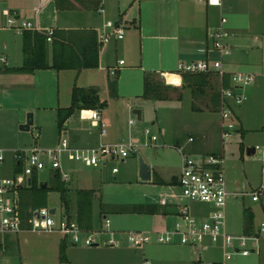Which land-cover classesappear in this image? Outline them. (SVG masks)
<instances>
[{"label": "crops", "instance_id": "1", "mask_svg": "<svg viewBox=\"0 0 264 264\" xmlns=\"http://www.w3.org/2000/svg\"><path fill=\"white\" fill-rule=\"evenodd\" d=\"M1 2L6 6H0V15L3 14L8 19L9 13L14 11L13 15H15L17 23L30 22L31 30L46 31L53 28L61 31V37H74L78 44L82 43V45L87 44L90 37L88 33L75 35L71 31L92 30L96 32L99 43V66L96 68H86L80 71L75 69L61 71L40 69L32 74L0 72V76L6 79L18 80L16 83H12L13 86L32 85L36 90L37 85L40 87L41 97L49 95L46 89L49 91L52 81L60 80L62 71L70 73L69 76L72 79L69 89L70 98L74 84L86 89L96 88L99 93V84L104 78L106 82L105 88L103 87L105 96L98 95L101 100L107 101V106L101 109L102 119L107 126V135L100 136L97 128L89 125L88 120H82L80 117L78 120H72L76 113L79 115V111H77L64 125V133L69 134L68 137L75 146H94L100 142L124 141L130 134L128 132L129 119L132 114L130 107L137 109L134 102L140 101L137 106L143 115L142 105L144 101H148L142 98L145 73L156 72L163 76L176 71L181 61L219 58L218 52L213 49L211 34L220 27H223L228 34L226 42L231 47L229 58L227 59L226 56V59L223 60L224 70L228 74L252 73L256 75V84L259 82L258 78L264 83V0H221V5H209L207 2L196 0H101L102 12L98 10L99 8L93 7V0H60L59 8L56 6L55 0H2ZM3 7L4 9H2ZM223 17L226 18V22L222 24ZM109 20L122 24L126 29L125 36L122 39L112 36L109 42L102 43L99 36L112 30L106 26V22ZM0 30L15 31L14 28L9 27L7 20L6 24L0 25ZM15 32L21 35V38L11 36L10 44L6 45L7 42L5 43L8 54L15 65L7 64L9 61L7 55L0 59L6 63L4 67H18L23 64L22 33ZM49 58L51 61V51ZM121 60L124 63H120ZM115 73H118L117 96L112 97L108 80L113 78ZM214 75L211 86L214 90H218L220 77ZM47 78L51 81H47ZM172 80L175 81V84L180 82L182 89L190 88L183 87L182 75L179 80L175 77H172ZM248 98L247 95V100ZM52 99L54 102L50 106L56 109V114L58 107L70 105H59L55 101V96H52ZM40 102H37V106ZM32 108L28 107V109ZM218 108L212 111H218ZM218 121L221 139V119ZM197 123L198 127L201 126L204 130L201 138L203 145L211 147L213 137L210 133L209 118ZM239 128H243L242 123L238 125ZM133 136L136 140L139 139L138 136L134 134ZM189 138H193V141H190ZM189 138L188 142L196 141L193 134H190ZM176 142L178 150H182L184 153H194L192 155L195 156L208 153L224 154L217 151L202 152L199 150V146H188L187 144L184 146L179 139ZM222 144L224 143L222 142ZM203 145L200 143V146ZM180 170L178 173H174L171 179L178 178ZM158 179L162 180L161 177ZM163 180L165 181V179ZM77 189H92L95 190V197L99 195L96 189L87 186ZM71 209L75 213L76 201L71 205ZM132 214L152 219L146 223V230L142 231L170 230L176 223L174 221L171 224L170 219L162 226L160 216L167 219L164 213H159L160 216L157 214ZM31 233L33 234L31 231L24 230L20 233L0 234V247L5 251L4 258L7 262H12L13 257L17 258L16 264H142L145 259H148L151 264V260L154 261V264H201L203 261L201 257L197 256L194 249L200 250V247L193 244H181L178 241L169 243L171 244L169 246L155 245L148 247L147 250L143 248L142 260L137 258V260L131 261L130 255H134V253H132L133 247L130 248L129 243H124L122 247L117 248L114 246L76 245L63 235L56 236V238L47 237L42 240H33ZM220 242L222 243V240ZM62 244L65 246L64 260L60 259ZM15 249L18 254L10 255ZM146 254H149L151 258ZM208 262L215 261L208 260ZM223 263L225 264V262ZM249 264H264V262L251 261Z\"/></svg>", "mask_w": 264, "mask_h": 264}, {"label": "rangeland", "instance_id": "2", "mask_svg": "<svg viewBox=\"0 0 264 264\" xmlns=\"http://www.w3.org/2000/svg\"><path fill=\"white\" fill-rule=\"evenodd\" d=\"M1 2V1H0ZM0 6H6L0 3ZM6 8V7H5ZM4 9V7L2 8ZM14 13V11H13ZM13 13H9V17H14ZM15 14V13H14ZM7 18L0 15V25L6 24ZM16 31V30H15ZM15 31L0 30V59L8 55V63L14 66V61L8 54L7 46L10 44L11 36H19ZM11 32V33H10ZM8 38V39H6ZM7 44L5 45V43ZM21 55V51H20ZM227 59L229 56L226 57ZM225 58V59H226ZM6 63L0 61V66L4 67ZM61 73L60 80L52 81L49 85V91L46 89V97H41L40 87L34 86H13L18 80L6 79L0 76V148L4 149L5 160L0 165V175L13 176L12 155L16 149H32L38 147L40 149H48L57 146L61 139V132L56 124V109L50 105L54 102L52 96H55V101L59 105L70 104L69 89L72 85V79L68 72ZM248 72V71H247ZM251 72V71H250ZM160 75V74H159ZM158 79L165 85L170 86L167 90V100H148L144 101L142 119L138 120L135 114H131V118H136L137 122L131 126L132 132L140 139L138 146L133 150L125 160H109L108 164L88 166L82 162L70 161L67 155L61 157V164L64 171L69 172L72 177L66 182L69 188V197L71 205L76 201V190L83 186H87L97 190V197H94L92 204V224L93 229L88 231V234L93 235L99 241L106 240L111 236L110 230L115 231V238L119 240L118 245L114 247H122L124 243H129L127 233L136 230H146L145 225L149 220L147 217H141L128 213L125 210V205L139 203H155L161 199H168L169 202L174 201L181 208L189 207L191 214L199 221L207 218L210 211V206L205 203L190 200L182 195L179 185L170 184L172 175L178 173L181 166V153L178 150L176 140H181L182 145L199 146V150L204 152L217 151L225 155V177L227 189L230 194L226 198V232L233 236L247 235L244 233V209L250 208L254 213L253 225L255 230L262 222H264V196L259 201H253L251 192H253L260 183L262 162L259 159L261 151L264 149V83L258 78L253 84L244 88V92L248 95V100L242 105L236 107L235 120L238 125L242 123V127L246 130L244 136L241 131H234L232 136L222 144L219 135V121L221 115L214 110V102L206 98V95L201 93L199 98L192 92L191 87L182 89V84H169L165 81L164 76L160 75ZM10 80V81H9ZM47 81H51V79ZM46 83V82H45ZM261 83V84H260ZM48 84V83H47ZM105 79L100 82L99 95L105 96L103 87L105 88ZM180 84V85H179ZM184 84V82H183ZM176 87V88H173ZM178 87V88H177ZM16 88V89H15ZM96 89V88H94ZM60 91V92H59ZM211 90L207 88V93ZM51 95V97H50ZM181 95V99H179ZM200 95V94H199ZM60 97V99H59ZM43 98L40 102V99ZM37 102H40L37 106ZM140 102V101H138ZM138 102H134L135 108ZM197 105L204 109L196 111L192 105ZM208 105L209 107L206 108ZM33 107L28 109V107ZM28 109V110H27ZM204 111V112H203ZM28 113H33L34 123L30 130H22L21 125L27 122ZM239 116V118H238ZM209 118L210 133H212L211 147H205L202 141L204 130L198 127L197 122ZM79 115L76 113L72 120H78ZM128 119V118H126ZM128 121V120H127ZM126 121V123H127ZM91 125V122H88ZM146 128L150 129L148 135L145 134ZM129 132V128H128ZM157 135V141L150 144V136ZM193 134L196 138L195 142H188L189 135ZM69 136V134L67 135ZM69 138V137H68ZM129 136L124 140L127 141ZM202 143L203 146H200ZM149 144V145H146ZM244 145V149L240 145ZM259 146L257 151L248 155L247 148L250 146ZM186 153V152H185ZM188 156L194 153H186ZM142 157L145 162L152 168V180L142 181L139 177V159ZM47 162V167L37 172L38 181L40 183L53 182V170L50 163ZM107 159V157H105ZM114 167L118 168L116 173L112 172ZM161 177L163 183L154 181V178ZM165 179V181L163 180ZM178 180V178H177ZM172 185V187H171ZM176 193L174 199L170 195ZM240 194H242L240 196ZM103 203V208L100 204ZM47 207L56 208L58 216L63 214V205L60 199V193L50 191L47 198ZM160 208L163 209V206ZM101 211H103L101 213ZM74 211L70 210V215H74ZM111 221L110 230L105 226L104 216ZM155 215V214H154ZM159 215V213H157ZM167 219L161 218V225L165 222L171 224L175 221H181L180 214L164 213ZM175 223V224H176ZM170 224V225H171ZM175 227V226H174ZM173 227V228H174ZM172 228V229H173ZM32 234V233H31ZM61 237V234L56 233H33V240H42L47 237ZM32 240V239H31ZM234 244H238V240H234ZM169 246L171 244H160L154 239L146 243L143 247L132 248L131 261L142 260V249L147 250L150 246ZM252 243H248V247H252ZM107 246V245H99ZM113 247V246H112ZM195 249L197 256L202 258L201 264H206L208 260H214L217 264H223V248L222 243L205 241L200 243ZM187 248H191L187 246ZM233 246L227 248L232 252L231 259L226 260L225 264H249L251 261L264 262V248L260 245L256 252H252L248 256H243L234 252ZM192 249V248H191ZM11 251V250H9ZM5 251L0 247V264H16L17 258L13 257L12 262H7L4 258ZM10 254V253H9ZM17 249L10 255H17ZM147 257L151 258L149 254ZM152 264H154V261Z\"/></svg>", "mask_w": 264, "mask_h": 264}, {"label": "built area", "instance_id": "3", "mask_svg": "<svg viewBox=\"0 0 264 264\" xmlns=\"http://www.w3.org/2000/svg\"><path fill=\"white\" fill-rule=\"evenodd\" d=\"M2 1V0H0ZM207 2L209 5H221V0H196ZM103 11L102 7L98 9ZM222 24L226 22V18L221 20ZM9 27L14 28L19 33L24 30L32 29L30 22H22L18 24L15 17L7 19ZM106 26L112 30L101 34L100 41L102 43L109 42L112 36L117 39H122L125 36V27L122 24L112 20L106 22ZM48 41H51L53 29L47 30ZM228 34L223 27H220L216 32L211 34L212 46L218 52L217 59H203L189 62H179L176 71L164 74L165 81L168 83V74L182 75L183 73H209L213 72L221 79L218 93L220 98L219 113L221 115V140L224 143L238 130V124L235 120V108L242 105L247 100V95L244 88L253 84L256 75L246 72H235L228 74L224 70V58L230 54L231 47L226 42ZM4 61V60H3ZM120 63H124L123 60ZM114 73V71H113ZM225 75L230 77V85L226 86L223 83ZM1 108V105H0ZM133 113V108L130 107ZM135 116H137L135 114ZM79 117L82 120L91 122V126L97 128L100 136L107 135V126L101 116L100 108H83L79 111ZM137 122L136 118L129 119V139L127 141H116L112 143L100 142L94 146H75L71 143L64 129L61 132V139L57 146L40 149L34 147L32 149H16L12 155L13 176L0 175V234L20 233L24 230L33 233H59L68 238L74 244H83L86 246L107 245L116 246L119 240L115 238L113 230H110L111 221L105 217V226L110 230L111 236L106 240L99 241L93 235L88 234V231L82 228L75 219H71L65 211L61 216H58L57 209L51 212V208L47 206L33 208L28 211V216L22 215V205L20 189L29 186L31 176L34 171H40L47 167V162L50 163L51 170L57 171L61 175L64 182L71 179V174L62 168L61 157L66 154L68 160L82 162L88 166L107 165L109 160L121 159L125 160L132 151L138 146L140 139L136 140L133 136L131 126ZM150 129L146 128L145 134L148 135ZM150 144L157 141L158 137L155 134L150 136ZM193 141V138H189ZM149 145V144H146ZM259 146H256V151ZM5 150L0 148V165L5 160ZM182 161L181 170L178 175V183L181 188L182 195L190 200L205 203L210 206V211L207 218L199 221L188 206L181 208L174 201L169 202L168 199H161V206H176L178 214L182 220L175 224L173 229L163 231H130L127 233V239L132 247H143L146 243L154 239L160 244H169L178 241L181 244L199 245L205 241L218 242L222 240L223 259H231L232 252L228 251L229 246H233L234 252L243 256L250 255L260 245L264 248V222L260 224L255 234H247L243 236H233L226 232V198L230 194L227 189L225 177V156L224 154L208 153L198 156H188L180 150ZM107 157V159L105 158ZM262 164L261 180L257 188L251 192L252 200L259 201L264 196V149L259 157ZM20 170H16L17 167ZM118 171L117 167L112 169L113 173ZM30 180V181H29ZM242 194H240L241 196ZM172 198H176V193H171ZM238 240V244H234V240ZM251 242L252 247H248ZM142 264H151L148 259H145ZM207 264H216L208 262ZM224 264V263H223Z\"/></svg>", "mask_w": 264, "mask_h": 264}, {"label": "trees", "instance_id": "4", "mask_svg": "<svg viewBox=\"0 0 264 264\" xmlns=\"http://www.w3.org/2000/svg\"><path fill=\"white\" fill-rule=\"evenodd\" d=\"M60 0H55L56 6L60 7ZM101 6V0H93V7L99 8ZM53 29V28H52ZM75 35H81L83 33H88L89 40L86 45H82L79 41H76L74 37L64 38L61 37V31L53 29V34L50 36L51 41H48V33L46 31L38 30H24L22 32L23 41V64L18 67H1L0 72L3 73H23L32 74L36 70L40 69H54L57 71L66 69H75L80 71L86 68H96L99 66V43L97 40L96 32L92 30H73L71 31ZM82 45V46H81ZM51 51V61L49 58V53ZM108 80L110 95L112 97L117 96V85H118V73ZM159 73L156 72H146L144 76V93L142 98L147 100H167V90L171 89L170 86L165 85L161 82L158 77ZM184 84L183 87H191L192 92L195 94L196 98L206 95L209 99L214 102V110L219 107L220 98L217 90L212 88V81L214 79V73H183ZM221 82V79H220ZM223 83L228 86L230 85L229 75H225ZM176 88V87H173ZM207 88L211 92L207 93ZM200 94V95H199ZM179 95V99H181ZM107 106L106 100H101L98 93H93L91 89H86L79 87L74 84L72 88L71 103L67 107L57 108V128L59 132H62L66 121L77 111L83 108L93 109L100 108L103 109ZM208 108L209 106L206 105ZM193 109L196 111L204 110L197 105H192ZM219 111V108H218ZM242 136L245 135L246 130L239 128ZM237 130V131H238ZM241 149H244V145H240ZM16 170H20L18 166ZM37 171H34L31 176V183L29 186L20 189L21 205H22V215L24 217L28 216V211L33 208L47 206V198L50 191H57L60 193V199L63 205L65 213L71 218L75 219L79 225L86 229H93L92 224V204L95 197V190L92 189H77L76 190V211L74 215H70L71 210V198L69 197V188L61 179L59 172H53V182L47 183L46 187H43V183L38 181ZM154 181L158 183H163V181L154 178ZM178 180L173 177L170 184L177 185ZM103 208V203L100 204ZM160 204L156 203H139L125 205V210L128 213L137 214H157L165 213L163 207L160 208ZM162 207V206H161ZM103 211H101L102 213ZM254 213L250 208L244 209V233L245 234H255L257 230L253 225ZM60 259H65V246L62 244L60 246Z\"/></svg>", "mask_w": 264, "mask_h": 264}, {"label": "water", "instance_id": "5", "mask_svg": "<svg viewBox=\"0 0 264 264\" xmlns=\"http://www.w3.org/2000/svg\"><path fill=\"white\" fill-rule=\"evenodd\" d=\"M91 91L96 93L97 90L92 88ZM133 114L137 115L138 120L142 119V111L141 109H133ZM34 123V115L33 113H28L27 122L21 125L22 130H30L31 125ZM256 152V146H250L247 148L248 155H252ZM139 177L142 181H151L152 180V168L145 162V160L140 157L139 159ZM30 181V180H29ZM47 183H43V187H46ZM56 208H51V212L54 213ZM166 213L169 214H178V208L176 206H166L164 208ZM254 252V250H253Z\"/></svg>", "mask_w": 264, "mask_h": 264}, {"label": "bare ground", "instance_id": "6", "mask_svg": "<svg viewBox=\"0 0 264 264\" xmlns=\"http://www.w3.org/2000/svg\"><path fill=\"white\" fill-rule=\"evenodd\" d=\"M172 77L178 78V80L180 79L179 75H168V83L169 84H175V81L172 80Z\"/></svg>", "mask_w": 264, "mask_h": 264}]
</instances>
